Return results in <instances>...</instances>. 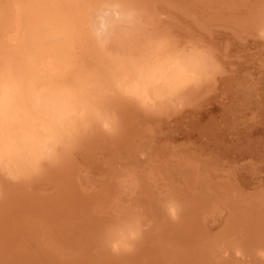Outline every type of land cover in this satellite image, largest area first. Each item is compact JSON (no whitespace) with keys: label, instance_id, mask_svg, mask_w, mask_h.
<instances>
[{"label":"rangeland","instance_id":"1","mask_svg":"<svg viewBox=\"0 0 264 264\" xmlns=\"http://www.w3.org/2000/svg\"><path fill=\"white\" fill-rule=\"evenodd\" d=\"M122 2L141 11L154 30L215 48L226 74L211 94L180 114L147 117L104 92L116 68L101 54L90 22L113 0H0V67L19 68L31 58L39 70L47 54L64 43L74 54L69 57L73 77L56 72L55 81L91 74L123 129L117 137L99 130L85 134L75 155L30 190L0 195V264H260L254 250L264 247V137L259 135L264 131V42L253 36L264 24V0ZM47 26L63 32L65 40L58 46L44 40ZM142 42L133 38L121 51L135 54ZM153 158L156 168L140 174L145 190L137 193L132 207L142 208L167 192V181L184 203L181 218L173 222L165 215L144 234L150 235V245L143 257L114 254L105 247L104 234L121 213L114 205L116 178L122 169L134 168L135 161L143 170ZM235 243L249 259L225 258L224 250Z\"/></svg>","mask_w":264,"mask_h":264},{"label":"clouds","instance_id":"2","mask_svg":"<svg viewBox=\"0 0 264 264\" xmlns=\"http://www.w3.org/2000/svg\"><path fill=\"white\" fill-rule=\"evenodd\" d=\"M90 31L101 54L116 68L104 86L105 94L134 105L147 117L180 114L211 94L226 74L215 48L154 30L141 11L122 0L96 11ZM43 38L56 44L64 34L47 26ZM133 38L143 41L139 51L125 54L121 49ZM253 38L264 42V24ZM100 88L91 74L49 83L31 58L19 68L0 67V195L5 181L31 184L61 167L78 151L85 134L99 130L117 137L122 133L120 116L101 99ZM116 185L114 205L121 213L130 211L118 213L117 220L106 227L104 244L114 254L134 253L152 221L145 222L142 208L132 207L140 190L136 171L122 169ZM160 206L173 222L180 220L184 210L180 201L168 195ZM230 255L249 259L239 243L224 250L225 258ZM254 257L264 264V247L255 249Z\"/></svg>","mask_w":264,"mask_h":264},{"label":"bare ground","instance_id":"3","mask_svg":"<svg viewBox=\"0 0 264 264\" xmlns=\"http://www.w3.org/2000/svg\"><path fill=\"white\" fill-rule=\"evenodd\" d=\"M86 4V3H85ZM258 19V18H257ZM253 25V24H252ZM59 27H61V26H59ZM258 27V26H257ZM255 29V28H254ZM66 38H67V36H65ZM64 40H65V38H64ZM75 40V39H74ZM62 42V41H61ZM69 42V41H68ZM64 44V43H63ZM63 44H61L62 46H58V44H55V45H57L58 47H56L55 46V48L54 49H52L51 51H50V53H48L47 54V58L46 59H44V60H42L43 62H40V63H42L41 64V67H39L40 69H39V73L41 74V76L47 81V82H49V83H53V84H55V83H57V81H55V73L57 72V75H59L60 77H62V78H65V77H67V76H72L73 75V72H72V75H69L70 73H71V71H72V69H73V66H72V62L71 61H69V57L71 56V57H74V54L72 53V51H71V49H69V48H67L66 46H63ZM65 45V44H64ZM49 46V45H48ZM70 47V46H69ZM41 53V52H40ZM36 59V58H35ZM38 61V60H37ZM36 64H38V63H36ZM78 73V72H77ZM75 76V75H74ZM73 77V76H72ZM77 77V76H76ZM81 77V76H80ZM67 78H69V77H67ZM247 89V88H246ZM125 103V102H124ZM127 103V102H126ZM127 105V104H126ZM260 107V106H259ZM263 108V107H262ZM261 109V108H260ZM262 110V109H261ZM260 112V110L258 111V113ZM262 112L264 113V108H263V110H262ZM260 114V113H259ZM264 118L262 117V123H264V120H263ZM256 121V120H255ZM231 123V122H230ZM256 123V122H255ZM257 123H258V121H257ZM260 123V122H259ZM198 124V123H197ZM257 125V124H256ZM255 126V125H254ZM262 126H264V124L262 125ZM256 127V126H255ZM257 128V130L256 131H259L258 130V128L259 127H256ZM255 128V129H256ZM260 128H264V127H260ZM254 131V130H253ZM256 131H254V133L256 132ZM261 131V130H260ZM259 131V135H260V137H264V135L262 136V134H264V131H262V132H260ZM253 133V132H252ZM262 133V134H261ZM250 134V133H249ZM258 134V132H256V134H254V139H255V136L258 138L259 136L257 135ZM188 139V138H187ZM236 139V138H235ZM258 139H260V141H261V138H258ZM258 139H256L255 141H257ZM263 140H264V138H263ZM259 141V142H260ZM264 145V144H263ZM203 148V147H202ZM209 148V147H208ZM222 148V147H221ZM249 148V147H248ZM263 148V147H262ZM223 149V148H222ZM257 150H258V148H257ZM263 150V149H262ZM223 151H225V150H223ZM248 152H250V151H248ZM146 153V152H145ZM257 153V152H256ZM216 154V153H215ZM226 155H228V154H226ZM222 156V155H221ZM150 157H153V155L151 156L150 155ZM143 159V158H142ZM148 159V158H147ZM224 159V158H223ZM142 161V160H141ZM150 161V163L149 162H147V164H146V166L143 168V170L141 169V164H140V162L139 161H135V163H134V165H135V167L134 168H132V169H134L135 171H136V173H137V176H138V178H139V180H140V183L142 182V177L140 176V174H143V176H144V173H146V172H148L149 170H150V172H153L154 170H155V163H152V162H154V158H153V160H149ZM150 164H152L151 166H148V165H150ZM133 165V166H134ZM160 168V167H159ZM141 169V170H140ZM161 171V170H160ZM173 171H174V169H173ZM86 172V171H85ZM149 172V173H150ZM164 172V171H163ZM169 172H170V170H169ZM172 175V174H171ZM146 178H147V176H145ZM145 177H143V178H145ZM174 177V176H173ZM150 177H148L147 179H149ZM153 177H151V179H152ZM185 178V177H184ZM156 179V178H155ZM169 180V179H168ZM185 180V179H184ZM143 181H146L145 179L143 180ZM148 181V180H147ZM247 181V180H246ZM36 182V181H35ZM159 182H161V180L159 181ZM171 182V181H170ZM172 182H173V180H172ZM142 183H144V182H142ZM152 183V182H151ZM151 183H150V186H151ZM157 183V181L155 182V184ZM32 184V183H31ZM31 184H9V183H7L6 181L4 182V185H5V187H4V191H3V194L2 195H4L5 193H9L10 194V192L11 191H16L18 188H28L29 190L31 189V188H29V187H32L31 186ZM148 184V183H147ZM146 184V185H147ZM158 184V183H157ZM166 184H167V181H166ZM166 184H165V186H164V188H166V191L167 192H163L162 194H159L158 196L157 195H155V197L153 196V194H155L156 192L155 191H153V190H151V191H149L150 193H153L152 194V196L154 197V199L153 200H149L148 202H147V204L145 205V204H143V203H139L140 205L141 204H143L142 205V209H143V215L147 218V220L145 221V222H147V221H152V226H154L155 224H157V222H158V220H160V218L162 219V218H165V215H167L166 213H165V211H164V209L160 206V204H161V200H162V198L164 197V196H168V195H170V196H172V197H174L175 199H176V197L174 196L175 195V192H173L174 191V188H173V185H172V183H169L168 182V184H167V186H166ZM142 186V188H143V185L145 186V183L144 184H141ZM160 185V184H159ZM162 185V184H161ZM148 186H149V184H148ZM149 186V187H150ZM238 186H239V184H238ZM240 186H241V184H240ZM251 186V185H250ZM202 187V186H201ZM144 188H146V187H144ZM187 188H189V187H187ZM27 189V190H28ZM152 189V188H151ZM162 189V188H161ZM203 189V188H202ZM21 190V189H20ZM113 190V189H112ZM141 191H143V190H145V189H140ZM139 190V191H140ZM157 190V189H156ZM200 190V189H199ZM23 191V190H22ZM231 191V190H230ZM18 193H19V191H17ZM147 192V191H146ZM148 192V193H149ZM13 193V192H12ZM158 193V192H157ZM160 193V192H159ZM232 193V192H231ZM15 194V193H14ZM141 194H143V192L141 193ZM147 194V193H146ZM145 194V195H146ZM181 194V193H180ZM139 195H140V193H139ZM144 195V194H143ZM150 196H151V194L149 195V198H150ZM151 196V197H152ZM142 197V196H141ZM157 197V198H156ZM137 198H138V196H137ZM146 198H147V195H146ZM146 198H145V200H146ZM156 198V199H155ZM141 199V198H140ZM137 200H139V199H137ZM142 200V199H141ZM140 200V201H141ZM187 200V199H186ZM139 202V201H138ZM137 202V203H138ZM142 202V201H141ZM193 202V201H192ZM145 203V202H144ZM184 204V203H183ZM182 204V205H183ZM133 205V204H132ZM147 205H148V210H147ZM137 207H139L138 206V204H137ZM134 208H136V207H134ZM139 208H141V207H139ZM215 208V207H214ZM127 211H130V209H126V212H125V214L127 213ZM114 212H115V209H114ZM188 212V211H187ZM209 212V211H208ZM186 214V213H185ZM193 214V213H192ZM203 216V215H202ZM117 217V216H116ZM196 217V216H195ZM167 218H169L168 216H167ZM187 219V218H186ZM185 219V220H186ZM171 220V219H170ZM164 221V220H163ZM166 221H168V219L166 220ZM169 222V221H168ZM161 223V222H160ZM164 223H165V221H164ZM163 223V224H164ZM170 224V223H169ZM160 225V224H159ZM165 225V224H164ZM163 225V226H164ZM167 225V224H166ZM165 225V226H166ZM204 225V224H203ZM151 226V227H152ZM159 227V226H158ZM157 227V228H158ZM169 227V226H168ZM167 227V229L169 230V228ZM152 228H155V227H152ZM177 228V227H176ZM106 229V228H105ZM159 229V228H158ZM150 230V229H149ZM160 230H162V229H160ZM165 230V229H164ZM167 230V231H168ZM152 231V230H151ZM179 231V230H178ZM103 232H104V230H103ZM163 232H165V231H161L160 233H162L163 234ZM176 232V231H175ZM97 233V232H96ZM147 233V232H146ZM95 236V235H94ZM93 236V237H94ZM150 236V235H149ZM148 235L146 236H144V238H143V240L138 244V246H137V250L134 252V254L135 255H138V257H140V256H142L143 257V254L145 255V252H148V251H146L147 250V248H148V246L150 245L149 244V242H148V238H146V237H149ZM161 236V235H160ZM163 236V235H162ZM165 236H166V234H165ZM99 237H101L100 235H99ZM98 237V238H99ZM169 237V236H168ZM88 238V237H87ZM103 238V237H102ZM101 238V239H102ZM150 238V237H149ZM161 238V237H160ZM100 239V240H101ZM169 239V238H168ZM71 240V239H70ZM85 240V239H84ZM158 241H159V239H157ZM170 240V239H169ZM103 241V240H102ZM166 241V240H165ZM168 241V240H167ZM101 242V241H100ZM154 242V241H153ZM170 242V241H169ZM149 244V245H148ZM171 244V243H170ZM153 245H155V243L153 244ZM164 245V244H163ZM71 246V245H70ZM106 247V246H105ZM164 247V246H163ZM156 248V247H155ZM107 249V248H106ZM166 249V248H165ZM163 250H164V248H163ZM154 251V250H153ZM166 250H164V252H165ZM124 253V252H123ZM139 253H141V254H139ZM160 253V252H159ZM163 253V252H162ZM126 254V253H125ZM132 254V253H131ZM119 255H121V254H119ZM118 255V256H119ZM123 257V256H122ZM145 257V256H144ZM132 258V257H131ZM155 258V257H154ZM111 259V258H110ZM123 259V258H122ZM139 259V262H140V258H138ZM127 260V259H126ZM136 260V259H135ZM161 260V259H160ZM119 260H117V262H118ZM138 261V260H137ZM120 263H121V259H120V261H119ZM124 262H125V260H124ZM132 262H134V260L132 261ZM162 262V261H161ZM103 263H104V261H103ZM115 263H116V261H115ZM153 263V262H152ZM108 264V263H107ZM122 264V263H121ZM124 264V263H123Z\"/></svg>","mask_w":264,"mask_h":264}]
</instances>
